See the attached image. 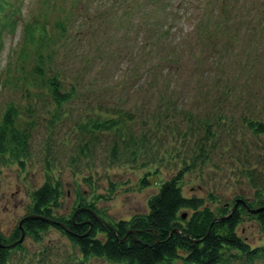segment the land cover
<instances>
[{
    "label": "rangeland",
    "instance_id": "1",
    "mask_svg": "<svg viewBox=\"0 0 264 264\" xmlns=\"http://www.w3.org/2000/svg\"><path fill=\"white\" fill-rule=\"evenodd\" d=\"M123 1L0 0V125L9 114V132L20 142L9 135L0 155L2 236L30 215L32 195L45 183L57 186L56 221L87 201L103 221L129 223L148 214L151 196L180 170L182 195L212 211L232 207L234 198L253 207L264 201V133L247 126L264 123V46L255 52L254 40L264 42V0H212L211 13L224 14L205 16L195 37L184 31L189 8L180 0H145L140 12L138 0L122 8ZM67 19L74 22L65 28ZM185 54L199 67L196 84ZM239 64V91L245 82L251 93L245 104L226 84ZM241 214L237 234L252 249L264 247V226ZM104 235L98 230L96 238ZM21 246L7 264H114L86 258L56 226L36 242L27 235Z\"/></svg>",
    "mask_w": 264,
    "mask_h": 264
},
{
    "label": "trees",
    "instance_id": "2",
    "mask_svg": "<svg viewBox=\"0 0 264 264\" xmlns=\"http://www.w3.org/2000/svg\"><path fill=\"white\" fill-rule=\"evenodd\" d=\"M208 3L212 9L214 3L210 1ZM228 10L232 11L233 8ZM219 13L224 14L221 13V10ZM221 15L210 13L208 18L214 20L219 16L221 17ZM243 15L244 13L241 12L240 16ZM258 41L257 39L256 42L258 43ZM261 45L262 43L259 41L255 52H259ZM159 58L162 59L160 56ZM251 58L252 56L249 55L246 62H249ZM192 67L188 79H192L196 75L199 78L200 73H197L199 67L196 65V68L194 64ZM149 69H151V66ZM215 69H218V66ZM230 70L231 68L228 72ZM242 71L244 69L240 73ZM245 73L243 74L245 75ZM232 76L231 80L226 79V84L231 85V90L237 88L236 90L239 91L238 87L240 86L237 85L239 77L235 76L234 73ZM242 86V92L239 91L241 95H244V90H248V96L251 95L245 82ZM226 93L228 94H222L223 96L219 99L216 109L220 106L224 110L225 106L223 104L228 98L224 99L223 97L229 95V92ZM54 94L58 98L60 97L61 100L69 98L68 95L58 93L57 89ZM247 121L245 120V122ZM10 123L11 118L8 114L3 124L0 125V155L6 152L7 137L9 135L11 136L9 140L14 145L20 143L13 133L9 132ZM105 125H107V128H114L116 125L114 118L105 121ZM247 126L248 129L257 134L264 133V123L252 120L248 121ZM182 172L184 170H180L175 176L163 182L158 192L151 196L148 202V208H150L148 214L133 218L129 223L119 221L115 225L112 224L115 232L102 226L93 217L92 213L82 208L73 210L68 218H58L59 222L66 225L70 230L68 234L71 243L78 247L80 254L86 258H103L108 263L173 264L175 261H179L181 264H226L229 259L236 258L239 255L242 264H264V247L252 249L236 232L238 224L242 221L241 213H247L244 205L238 203V208L233 212H231L232 207L227 205L212 211L208 206L203 205L202 199L183 196L180 185ZM249 176H253L251 172H249ZM58 195L57 186L49 183H45L41 188L34 191L32 195L33 204L29 213H34L36 217L22 222L25 236L29 235L35 242L41 239L42 234L51 223L39 217L44 216L49 220L52 218L50 206L56 203ZM257 196H259V193ZM236 199L234 198L233 205ZM258 203L259 206L264 205V201L259 200ZM249 205L253 207L252 203H249ZM90 208L93 209L94 207ZM182 209L189 210L190 214L182 217L183 213L180 214ZM95 212L99 213L98 210ZM252 216L261 226H264V211ZM216 218L224 219L214 221ZM129 226L137 232L128 234ZM58 228L61 229L60 226ZM175 228L181 231V235L174 231ZM98 230L105 233L104 240L96 238ZM20 233L21 231L16 228L10 238L0 234V264H7L9 253L14 249L20 250L23 247L20 243L14 244L12 248L8 247L21 237Z\"/></svg>",
    "mask_w": 264,
    "mask_h": 264
},
{
    "label": "water",
    "instance_id": "3",
    "mask_svg": "<svg viewBox=\"0 0 264 264\" xmlns=\"http://www.w3.org/2000/svg\"><path fill=\"white\" fill-rule=\"evenodd\" d=\"M238 203H242L244 206H246V209H247L248 212H250L251 214H256V213H259V212L264 211V205H262V206H260V207H256V209H251V208H250L246 203H244L241 199L237 198V199L235 200V202H234V207L231 209V212L235 211V209H236V208L238 207V205H239ZM86 210L89 211L90 213H92L93 216H94V218H95L97 221H99L103 226L108 227L110 230L114 231V229H113L109 224H106L104 221H101V220L98 218V216L94 214L93 211H90L89 209H86ZM183 216H184V215H183ZM32 217H36V216H35V215H32V216H29V217H25V218L22 219V221L32 219ZM38 217H39V216H38ZM39 218H41V219H45L46 222H48V223H52L53 225L56 224V225L60 226V227L63 229V231L66 232V233H69V232H70V230L67 228V226L64 225V224H62V223H59V222H56V221L53 222V221H51V220H49V219H46L44 216H43V217L40 216ZM222 219H224V218H216L214 221H219V220H222ZM22 221H21L20 224H19V225H20V228L22 227V225H21ZM174 231L177 232L179 235L181 234V231H180L178 228H175ZM23 232H24V231L22 230V232H21V238H20L18 241L13 242L11 245H9V246H8L9 248H12V246H13L14 244H16V243H20V242L23 240V238H24ZM130 232H133V233L135 234L137 231H136V230H130V231L128 232V234H129ZM155 233H156V232H155ZM122 240H123V239H122ZM122 240H121V241H122Z\"/></svg>",
    "mask_w": 264,
    "mask_h": 264
},
{
    "label": "bare ground",
    "instance_id": "4",
    "mask_svg": "<svg viewBox=\"0 0 264 264\" xmlns=\"http://www.w3.org/2000/svg\"><path fill=\"white\" fill-rule=\"evenodd\" d=\"M197 77V75L195 76V78ZM226 86V85H225ZM242 88H243V86L241 87V90H242ZM240 90V91H241ZM242 92V91H241ZM192 97V104L197 100L195 97L196 96H194V95H192L191 96ZM241 97V99H243V104H245L244 102L247 100V97L245 96V95H243V96H240ZM247 102V101H246ZM255 219V218H254ZM256 220V219H255ZM259 224V223H258ZM16 231V229H12V233H9V235L8 236H10V237H12V234L14 233Z\"/></svg>",
    "mask_w": 264,
    "mask_h": 264
}]
</instances>
